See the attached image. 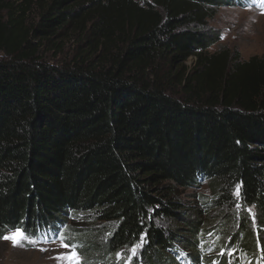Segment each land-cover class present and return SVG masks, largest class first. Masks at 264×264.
Masks as SVG:
<instances>
[{
	"label": "trees",
	"instance_id": "trees-1",
	"mask_svg": "<svg viewBox=\"0 0 264 264\" xmlns=\"http://www.w3.org/2000/svg\"><path fill=\"white\" fill-rule=\"evenodd\" d=\"M250 5L0 0V234L58 228L82 264L141 237L132 264H264V56L210 52Z\"/></svg>",
	"mask_w": 264,
	"mask_h": 264
},
{
	"label": "rangeland",
	"instance_id": "rangeland-1",
	"mask_svg": "<svg viewBox=\"0 0 264 264\" xmlns=\"http://www.w3.org/2000/svg\"><path fill=\"white\" fill-rule=\"evenodd\" d=\"M247 1L251 2L249 7H224L218 11L214 20L209 22V28L219 37L217 44L210 52L229 50L232 53H239L242 61L264 56V8L261 7L264 0ZM41 51L44 61L61 65L74 57V43L69 42L59 55H56L54 51L49 52L46 47ZM193 63L194 59H189L186 67L192 68ZM190 194H192L191 191H186L184 199L187 200ZM203 194L209 196L207 188L203 189ZM41 248L48 250L41 251ZM70 254V250L60 247L59 241L55 244L35 246L26 244L19 247H14L8 240L0 241V264H69L68 261H58L53 257ZM129 256L130 254L127 258Z\"/></svg>",
	"mask_w": 264,
	"mask_h": 264
},
{
	"label": "snow or ice",
	"instance_id": "snow-or-ice-1",
	"mask_svg": "<svg viewBox=\"0 0 264 264\" xmlns=\"http://www.w3.org/2000/svg\"><path fill=\"white\" fill-rule=\"evenodd\" d=\"M261 7L264 8V4H261ZM234 194L239 199L240 197L239 186L236 187ZM237 207L239 208V205H237ZM248 211L254 222L255 220L254 213H251V209H249ZM0 239L10 241L14 247L25 246L26 244H30L33 246L38 245V244H48V243L55 244L57 243V241H59L60 247L70 250L71 254L70 255H57L53 258L58 261H68L69 264H82L81 257L79 253L77 252L76 247L73 245H69L68 243L65 242L64 234L60 232L58 228L55 231H52L51 235H49V233L46 231L45 234L39 238L28 235L21 228H14L11 232L7 234H0ZM142 246H143V237H141L140 243L136 244L129 250L130 256L128 258H125L123 252H117L116 253L117 260L119 261L121 259H124L125 264H132L131 257L136 256L137 249ZM40 250L47 251L48 249L41 248ZM262 251H264V249H262ZM225 254L226 253L223 251L220 253L221 256H224ZM249 264H251V262H249ZM257 264H259V262H257Z\"/></svg>",
	"mask_w": 264,
	"mask_h": 264
}]
</instances>
